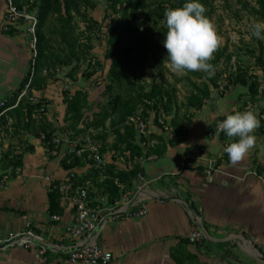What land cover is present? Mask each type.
<instances>
[{
  "label": "crops",
  "instance_id": "1",
  "mask_svg": "<svg viewBox=\"0 0 264 264\" xmlns=\"http://www.w3.org/2000/svg\"><path fill=\"white\" fill-rule=\"evenodd\" d=\"M5 12V0H0V102L17 90L29 65L23 34L3 30ZM51 80L44 90L33 91L47 102L50 115L55 105L50 98L54 90L60 89L58 77ZM184 85L188 88L186 82ZM242 104L233 92L219 96L210 89L209 99L199 110L177 105L180 113L187 112L190 117L184 126L186 135L179 141L170 145L174 133L169 124L174 112L163 116L166 130L150 115L144 156L130 161L128 154H102L106 166L113 163L118 169H126L138 164L143 177V181L134 179L132 191L126 193L129 204L119 202L115 208L107 204L100 190H91L89 182L85 184L91 207L105 212L115 209L93 237L101 249L112 254L110 264H264V132L255 130V146L236 164L225 148L239 138L220 137L213 131L208 134L214 121L237 112ZM56 106L60 119L45 118L56 130L54 140H64L65 135L58 131L67 126L61 121L65 115L63 97ZM19 131L20 137L14 138L11 133V141L4 138L1 151L3 157L21 155L20 167L13 168L5 158L2 161L0 153V231L4 235L19 234L28 225L33 238L22 240H30L28 249L0 250V264H69L68 255L75 243L65 234V228L74 221V209L61 201L58 220L48 212L52 184L69 175L61 166L67 145L63 142L58 152L50 155L41 138ZM112 142L113 137L106 140L107 144ZM24 146L32 150L25 152ZM207 160L216 163L215 171L209 175ZM88 170L84 167L75 174L84 177ZM143 209L146 214L137 217ZM194 219L203 239L190 244L187 237Z\"/></svg>",
  "mask_w": 264,
  "mask_h": 264
},
{
  "label": "trees",
  "instance_id": "2",
  "mask_svg": "<svg viewBox=\"0 0 264 264\" xmlns=\"http://www.w3.org/2000/svg\"><path fill=\"white\" fill-rule=\"evenodd\" d=\"M190 0H106L107 6L110 10L108 18L118 15L119 26H113L111 23L106 27V34H104V60L109 62V67L105 73L104 80H106L105 92L108 94L109 100L106 105L102 106L100 112L97 114V119L92 121L89 125H83V112L88 108L89 98L86 91L75 90L69 97L67 93H63V104L65 105L64 122L70 130L66 132V136L70 140H76L74 136H80L83 139L89 130L98 132L99 129L105 128V123L109 120V128L113 134V142L106 143L105 136L96 137L100 140L99 150L102 155L105 152H112L114 156L125 157L128 154V160L139 159L144 156L145 138L137 140L136 134L132 127L124 123L129 117L136 113L147 122L150 115L153 121L157 124L159 117L167 116L174 112V117L170 121V128L174 133L170 145L179 141L186 135L184 129L185 124L189 121V114L180 113L181 107H177L174 99V91L166 89L164 85H154L149 91L144 88L130 83L133 77L137 74L143 73L148 65L150 58L159 52L167 50L163 46V41L166 37V23L165 10L169 8L182 7ZM206 8V0H199ZM33 5L36 7V29H35V57L33 61H29L28 70L33 69L34 76L31 82V90L40 92L44 90L48 84L49 78L41 77L39 74L42 71V66L45 65L49 70L55 71L59 66H72L73 61H85L89 46L80 45L82 38L90 41L87 36L91 32L93 25L95 30L100 32L101 26L91 23L90 19L82 12L83 8L92 6L88 0H15L16 7L21 10L24 6ZM257 9L255 15L258 16L261 22H264V0H255ZM210 20L211 14L206 9L204 13ZM80 18L85 24V32H78L74 36L75 19ZM150 24V27L146 25ZM158 27L154 32V28ZM93 30V29H92ZM11 32V31H10ZM49 34L58 36L59 44L69 51L68 55L60 56L54 51L50 50ZM264 35V33H262ZM257 40V48L259 56L255 58L256 65L261 69L264 75V59H262V51L264 46ZM214 60L209 61L215 67L221 53L219 49L215 52ZM156 60V59H154ZM34 62V63H33ZM96 69L84 71L82 77L90 80L95 77L103 67L99 62H94ZM90 67V61L87 70ZM76 68V67H75ZM72 66L71 72L75 70ZM103 70V69H102ZM100 71V79H94L95 82L103 78L104 71ZM30 71V70H29ZM189 76L184 77L188 87L192 90L185 98L183 108H191L199 110L210 97V87L201 83L198 85L192 80L190 76L199 77L198 72H188ZM29 78V73L25 75L17 90L7 99L2 101L3 106L0 108V129L7 134L9 127L8 120L12 121L10 127L13 129L14 138L20 137L19 130L29 132L35 137L41 138L45 145L47 152H58V147L53 143L55 129H52L51 123L45 118V114H37L36 110L43 106L46 111L47 102L38 97L37 104H31L27 99H21L17 106L10 109L16 104L17 97L20 90ZM182 81L179 80L178 83ZM125 83H130V88L122 89ZM212 84V83H211ZM233 85H240L247 89V97L250 102H264V92L258 94V88L264 85L260 83L257 78L249 76L248 78L240 71L234 75L232 80ZM213 85V84H212ZM39 116V117H38ZM114 116L117 121H114ZM224 119L219 118L218 120ZM214 121L208 128V134L214 131ZM81 128V129H79ZM260 132H264V123L260 125ZM226 134H219L220 137ZM82 136V137H81ZM94 142V140L92 139ZM94 142V143H95ZM21 143V141H19ZM142 143V146H141ZM31 147L24 146V151L29 152ZM149 152H147L148 154ZM146 154V155H147ZM21 155L11 156L5 155V160H8L9 165L13 168H18L21 165ZM114 160H116L114 158ZM114 162V161H113ZM62 168L69 172L88 167L89 170L84 177H78L75 174L73 179V189L89 188L85 186L89 182L90 189L100 190L102 194L107 197V204L115 208L124 194L130 193L133 189V180L140 174L138 164H133L126 169H118L113 163L103 168L93 167L92 162L88 157V153H84L80 157L66 155L61 160ZM48 212L50 216H59L62 213L61 200L59 193L55 190L48 193Z\"/></svg>",
  "mask_w": 264,
  "mask_h": 264
},
{
  "label": "rangeland",
  "instance_id": "3",
  "mask_svg": "<svg viewBox=\"0 0 264 264\" xmlns=\"http://www.w3.org/2000/svg\"><path fill=\"white\" fill-rule=\"evenodd\" d=\"M88 1L92 6L83 8L82 12L88 19H90L91 23L101 26L102 29L100 32H97L94 28L95 26L93 25L91 32L87 34L88 31L85 30L86 24L80 18L75 19L76 31L74 32V36H77L78 32H87L86 34L90 38L89 42L84 38H82L79 42L81 46L84 45L85 47H90L85 61L80 60L79 62H76L74 60L72 66L76 68L72 72V66H59L55 69V71H52L43 65L41 68L42 71L39 74L41 77L47 76V79L49 78V80H54V77H58L59 80L58 86L60 89L54 90L52 97L50 98L54 100L55 104L53 105L54 107L52 106L53 114L50 115L49 110L48 114L47 111H45V117H52L53 120H58L59 118L60 112L58 111L56 105L59 104L60 106V99H62L63 93H67V95L70 97L71 93L75 91L71 88L74 86L79 90L86 91L89 98V105L88 108L83 112L82 120L84 126L89 125L92 121L97 119V114L100 112L101 107L106 105L109 100L108 94L105 92L107 82L104 80L105 73L109 67V62L105 61L103 58V36L106 34V27L109 25V23H111L113 26H119L121 24L119 22L118 15H113L111 18L107 17V15L111 13L107 6L106 0ZM206 5V9L211 14V21L216 26L217 34L222 38V43L218 48L222 55L219 58L218 64L213 67V74L203 71H196L199 73V77L196 79L193 76L190 77L198 85H201V83L207 84L216 95L228 96L231 94V92L235 93L238 99L243 101L242 105H245L250 102L249 98L247 97V89L240 85L232 84L234 75L240 71L241 73H244L247 78L252 76L257 78L260 83L264 82V75H262L261 69L256 65L255 62V58L260 54L257 48V40L251 35L250 31L251 25L253 23L261 22L254 12L257 9L255 0H206ZM21 12L25 18H20L15 23V25L10 28V30L4 32L9 33L10 31H17L19 34H23L28 51L29 61H33L35 54L34 50L32 49V28L34 23L33 19L36 18L37 9L30 4L28 6H24ZM146 27H150V24L146 25ZM154 29V32H156L158 27ZM49 35L50 50L54 51L60 56L68 55L69 51L59 44L60 41L58 36L51 34ZM258 41L261 42L262 46H264V39H258ZM215 57L216 54L214 53L212 60H214ZM166 58V53L162 51L150 58L145 71L143 73L137 74L136 77H133L130 83H134V85L144 88L145 91H149L154 85H164L166 89H171L174 91V99L177 105L186 104L185 98L189 95L192 89L190 87L187 88L184 85L183 79L189 75H177L173 73L167 66L168 61ZM262 59H264V51H262ZM89 61L90 67L87 70ZM94 62H99L103 67V70L100 69V71H104L103 78L98 82H95L94 79H100V71H98L99 73L90 80H86L82 77V73L84 71L96 69L93 64ZM179 80L182 82L178 83ZM130 83H125L122 86V89L130 88ZM59 90L61 92L58 95L59 100H57L56 94H58ZM260 103L262 102H259L258 104L260 105ZM48 108V105H46V109ZM260 110L261 113H264V106L261 105ZM64 118L65 115L61 117V121L64 122ZM113 119L114 121H117L116 116H114ZM11 124L12 121L8 120L7 127H9L10 131L8 130L7 134H5L2 129H0V153H2V161H4V153L1 151V149L4 145V138H8L10 141L12 140V137H10V134H13V129L10 127ZM124 124L127 125V121ZM68 130H70L68 126L58 128V131L63 135H65ZM72 135L77 139L80 138V136H74V133H72ZM84 136L89 137L90 139H93L94 142L97 141L98 143L100 140H96V137L99 136H105L107 142L111 141L113 134L109 128V120L106 121L104 129L101 128L98 132L89 130ZM98 143L96 144L99 146Z\"/></svg>",
  "mask_w": 264,
  "mask_h": 264
},
{
  "label": "built area",
  "instance_id": "4",
  "mask_svg": "<svg viewBox=\"0 0 264 264\" xmlns=\"http://www.w3.org/2000/svg\"><path fill=\"white\" fill-rule=\"evenodd\" d=\"M6 4V12L4 17V25L3 30L7 31L10 30L12 26L20 18H25L22 14L21 10H19L15 5V0H5ZM33 40H32V49L35 52V29L37 24V19H33ZM34 63V62H33ZM30 70V71H29ZM27 70L26 74L29 73V78L27 82L24 84L23 88L20 90L19 95L16 100V104L9 108L13 109L17 106L18 102L23 98H27L31 104H37L38 97L33 94L31 90V82L34 76L33 69ZM264 92V85H261L258 88V94L261 95ZM3 103L0 102V108H2ZM245 110H251L256 115L257 118L260 120V125L264 123V113H261L260 105L257 103H247L238 110L243 112ZM5 111L1 112L2 115ZM37 114H45V110L43 106H40L36 110ZM234 114V113H233ZM39 117V116H38ZM226 118V117H225ZM224 118V119H225ZM224 119L218 120L215 122L214 125V133L215 134H225L224 132H216L217 125L221 123ZM127 125L131 126L133 131L136 134L137 140L140 138H145L148 135V125L146 121L140 116L139 113L134 114L133 116L129 117L127 120ZM157 125L162 126L164 130L167 129L164 125L163 116L159 117L157 120ZM260 126L256 129L258 130ZM211 135V133H209ZM67 145L66 155H74L76 157H80L84 153H88V157L92 162L93 167L96 168H103L106 166V162L103 156L100 154L99 147L96 143L92 141L89 137H85L83 139H76L70 140L65 137L64 140L55 139L53 143L56 147L60 146L62 143ZM23 148V147H22ZM206 174L209 175L216 169V163L212 160L206 161ZM73 179H75L74 173H69L68 178L60 183L52 184L50 191H57L60 196L61 201H66L74 209V221L71 225L65 228V234L75 243L72 250L68 255V263L69 264H110L113 260V256L110 252H106L101 249L94 241L93 237L96 233L98 227L101 223L109 216L115 213V209H111L109 211L100 210L99 208L91 207V198L88 194L87 189L84 188H77L73 189ZM137 181H143V177L141 174H138L135 178ZM127 195L124 194L121 198V205H128L129 200L126 197ZM128 216H130V212H127ZM146 214V210L143 209L137 213V217H142ZM53 220H58L56 216H52ZM17 235H24L25 237L22 238L20 241L13 243L11 247H22L23 249H28L31 245L30 240L28 242H23L22 240L27 238H33V234L29 231V226H26V231L19 233V234H7L4 235L0 231V244L4 242H9L13 240ZM203 239V233L197 224V219L193 220V227L192 230L187 237V242L190 244L199 243Z\"/></svg>",
  "mask_w": 264,
  "mask_h": 264
},
{
  "label": "clouds",
  "instance_id": "5",
  "mask_svg": "<svg viewBox=\"0 0 264 264\" xmlns=\"http://www.w3.org/2000/svg\"><path fill=\"white\" fill-rule=\"evenodd\" d=\"M205 12L206 8L199 0H190L182 7L165 10L167 31L163 46L167 50V66L177 75L195 71L214 72L209 61L220 47L222 38ZM250 31L257 39H264V22L253 23ZM259 126L260 120L251 110L229 114L217 125V133L224 132L229 138H239L225 148L233 164L243 160L255 146L253 133Z\"/></svg>",
  "mask_w": 264,
  "mask_h": 264
},
{
  "label": "water",
  "instance_id": "6",
  "mask_svg": "<svg viewBox=\"0 0 264 264\" xmlns=\"http://www.w3.org/2000/svg\"><path fill=\"white\" fill-rule=\"evenodd\" d=\"M24 235H17L13 240L9 242H4L0 244V250L10 248L13 243H16L20 241L22 238H24Z\"/></svg>",
  "mask_w": 264,
  "mask_h": 264
}]
</instances>
